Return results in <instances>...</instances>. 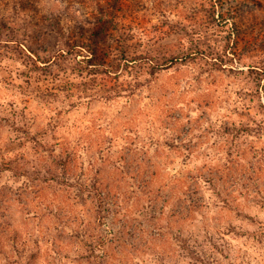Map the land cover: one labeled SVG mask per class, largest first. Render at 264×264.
<instances>
[{
	"label": "rangeland",
	"instance_id": "1",
	"mask_svg": "<svg viewBox=\"0 0 264 264\" xmlns=\"http://www.w3.org/2000/svg\"><path fill=\"white\" fill-rule=\"evenodd\" d=\"M0 264H264V0H0Z\"/></svg>",
	"mask_w": 264,
	"mask_h": 264
},
{
	"label": "trees",
	"instance_id": "2",
	"mask_svg": "<svg viewBox=\"0 0 264 264\" xmlns=\"http://www.w3.org/2000/svg\"><path fill=\"white\" fill-rule=\"evenodd\" d=\"M218 1H219V0H210V3L212 2V3L214 4V3H217ZM220 18H221V20H224V19H223V18H224L223 16H221ZM65 48L67 49V52H69V53L72 52L73 50H78L77 52L82 53L81 51H79L78 46H73V47H72V46H66ZM83 48H88V46L83 47ZM64 51H65L64 49L59 50L58 55H59V56H63V55H64V53H63ZM212 54H213V53H212ZM212 54H211V58H212L213 60L215 59L217 62H218V60H219L220 63L223 62V58H222V57L217 56V55H216L215 57H212ZM216 61H215V62H216Z\"/></svg>",
	"mask_w": 264,
	"mask_h": 264
}]
</instances>
